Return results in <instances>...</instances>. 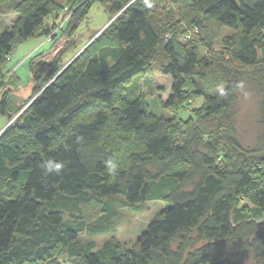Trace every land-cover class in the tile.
<instances>
[{"label":"trees","instance_id":"16d2710c","mask_svg":"<svg viewBox=\"0 0 264 264\" xmlns=\"http://www.w3.org/2000/svg\"><path fill=\"white\" fill-rule=\"evenodd\" d=\"M94 2L115 19L63 70L57 57L30 59L37 96L0 134V191L10 193L0 197V264H49L60 249L71 264H244L246 253L251 264H264V157L257 155L264 151V0H19L16 25L0 34V66L16 43L49 36L55 17L63 23L68 15L58 34L73 33ZM214 27L232 33L219 39ZM150 72L171 78L163 104L171 118H154L142 97H118L130 79ZM246 76L260 96L261 147L253 151L233 130ZM10 77L0 118L25 105ZM207 78L217 93L196 87ZM198 98L186 120L175 115ZM96 104L103 109L78 120ZM116 196L137 213L148 201L167 207L133 248L112 238L93 252L91 239L108 227L76 213L84 204L105 213ZM242 198L252 206H239Z\"/></svg>","mask_w":264,"mask_h":264},{"label":"rangeland","instance_id":"374dc122","mask_svg":"<svg viewBox=\"0 0 264 264\" xmlns=\"http://www.w3.org/2000/svg\"><path fill=\"white\" fill-rule=\"evenodd\" d=\"M233 1L239 3V0ZM18 2L19 0H8L1 4L0 34L16 25L18 15L15 13L14 9ZM158 4H160L159 7L165 6V10H169V5L167 3L163 4V2H158ZM116 16L117 14L112 17L109 16L102 4L94 2L88 14L82 18L81 23L73 33L70 31L71 27L64 34L57 33L60 26L68 19V15L65 16L62 23V16L60 15L55 17L56 19L54 18L55 27H51L54 29H50V31H52L49 36H34L30 40L14 45L11 55L0 66V82L4 84L3 87L0 88V92L4 91L5 93L8 90L7 84L5 83L10 76V78L16 77L19 80V86L11 90L15 96H18L19 103L24 101L25 105L21 107L22 109L20 112L14 117L0 118V134L14 125L15 119L27 108V102L34 96H37L33 91V84L31 82L29 71L30 59L37 56V61L50 63L57 57L59 61L58 66L63 69L92 41L97 32L100 33L107 29ZM51 21H53V18L48 19L49 24L52 23ZM211 32L218 34L219 39L224 35L232 33L228 29H219L217 27L212 28ZM55 37L56 39H54ZM220 47V44L216 43L212 49L216 56H220ZM201 56H203V52ZM171 83L170 77L160 75L157 72L137 75L130 79L121 90H119L118 97L121 98L120 101L122 102H132L142 97L149 113H151L154 118H171L174 113L163 107V104L171 93ZM195 85L197 88H202V90H205L210 95L217 93L218 90L221 89V87L215 85L212 78H207L205 80L196 79ZM259 101L260 96L256 86L250 81L248 76L244 77L242 80V87L237 94L236 102L233 107L234 137L244 150H259L261 147L260 137L262 132L258 123ZM201 104L202 99H195L191 104L187 105L185 110H178L175 115L186 120L189 115L188 112L193 108L200 107ZM102 109L100 105L96 104L86 110L78 120H88L95 112ZM257 155L264 157V151L257 153ZM6 193L7 191L2 189L0 191V197L2 199L9 198L10 193ZM123 201L124 198L121 196L107 199L106 204L109 207L111 206V208L105 213L100 212V208L94 204H84L79 207V212L76 214H80L87 223H91L98 219L101 225L108 227V232L91 239L94 242L93 252L98 251L106 241L112 238L117 240L124 249L133 248L137 239L147 229V226L153 221L157 213L167 207V204L163 201H148L143 204L142 210L137 213L130 207L122 206ZM245 205L252 206L248 199L242 198L239 206ZM113 212L116 214L112 215L114 214ZM71 217L72 215L68 212L65 213L67 221L73 220ZM89 239L88 236L82 235L79 237L78 241L81 244H85ZM69 258L66 249H60L56 252L53 262L49 264H71ZM252 261L253 256L250 255V253H246L243 261L244 264H251Z\"/></svg>","mask_w":264,"mask_h":264},{"label":"clouds","instance_id":"9594fccd","mask_svg":"<svg viewBox=\"0 0 264 264\" xmlns=\"http://www.w3.org/2000/svg\"><path fill=\"white\" fill-rule=\"evenodd\" d=\"M60 167H61V165H59V164L55 165V169H56V170H59ZM50 170H51V169H50Z\"/></svg>","mask_w":264,"mask_h":264},{"label":"water","instance_id":"95a60500","mask_svg":"<svg viewBox=\"0 0 264 264\" xmlns=\"http://www.w3.org/2000/svg\"><path fill=\"white\" fill-rule=\"evenodd\" d=\"M64 68H65V67H64ZM64 68H63V69H64ZM63 69H62V70H63ZM62 70H61V71H62ZM61 71H60V72H61ZM60 72H59V73H60Z\"/></svg>","mask_w":264,"mask_h":264}]
</instances>
